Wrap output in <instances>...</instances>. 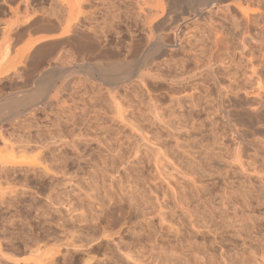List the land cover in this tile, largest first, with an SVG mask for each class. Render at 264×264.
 I'll return each mask as SVG.
<instances>
[{"label": "rangeland", "instance_id": "1", "mask_svg": "<svg viewBox=\"0 0 264 264\" xmlns=\"http://www.w3.org/2000/svg\"><path fill=\"white\" fill-rule=\"evenodd\" d=\"M244 1L263 13L251 30L225 8L212 6L204 19L185 15L179 21L187 54L159 57L144 67V47L134 55L129 51L138 69L115 93L122 111L110 102L100 75L82 72L64 91L71 106L40 103L5 123L6 142L16 150L19 144L39 148L13 156L17 151L9 152L0 140V158H11L0 161L33 152L28 162H43L46 169L0 171V264H34L39 247L60 249L58 264L85 258L110 264H264V115L253 119L248 113L261 110L264 0ZM37 2L56 10L54 2ZM133 4L107 0L98 6L99 27L124 23L140 33ZM0 7L2 60L10 48L0 61V100L33 89L53 67L101 59L77 55L59 41L40 64L27 59L22 67L20 52L30 38L21 28L10 32L22 11L14 17L4 0ZM218 32L231 43L215 57ZM124 37L130 40L127 29ZM245 40L253 43L254 57L242 52ZM118 53L116 59L127 54ZM251 61L259 65L261 82ZM141 68L148 82L141 81ZM24 160L22 167H28Z\"/></svg>", "mask_w": 264, "mask_h": 264}, {"label": "bare ground", "instance_id": "2", "mask_svg": "<svg viewBox=\"0 0 264 264\" xmlns=\"http://www.w3.org/2000/svg\"><path fill=\"white\" fill-rule=\"evenodd\" d=\"M13 1L14 0H4V5L9 6V10L12 12V14L13 15L15 14L14 17H16L17 14H18L17 16H20L19 13L20 11H22L23 18L21 16L20 19L15 18L17 21H14V23H12L11 26L12 29L11 31L10 30L9 31L13 32L17 28H21L20 32L26 34L30 38L27 47L20 52V57L21 58L23 57L24 60L19 58L20 59L19 63L24 64L22 63V61L24 62V61H28L27 59H31L34 64L37 63L40 64L42 58L45 55L44 53L46 49L52 47L53 44L59 41L63 43L67 42L68 44H70V46L73 48V51L77 55L83 54L84 57L91 56V57H98L101 59H99L94 63H86L83 61V62H73L72 64L67 65L65 67L64 66L53 67L52 69L47 70L45 74H43L41 79L38 80V83H36V87H34L33 89L31 88H30L31 90L26 89L25 91L20 90L23 91V94H20V92H18L19 94H17V92L15 94L13 92L14 93L13 95L5 97L0 100V140L4 141V145H6L5 147H7L9 152L11 150L12 153L17 150L18 151L19 150L21 151L22 149L24 150V148H25L24 151H27L28 149L29 150L33 149L34 152L35 146L29 142L33 148L31 147L32 149L28 148L26 150V148L28 147L26 144L25 145L19 144L16 150V148H14L15 144L12 145L9 144V142H6L8 140L7 139L8 136L4 135V131H5L4 125H6L5 123L8 121L9 123H11L10 120H13L14 118H18L23 111L33 110L35 106L40 105V103H43L45 105L56 104L60 106H71L73 100L67 95H65L64 91L66 89L68 90L71 87V85L77 78L76 75H79L80 73L83 72L87 74V75L84 74L85 76H90L94 79H97L94 77L95 74L100 75V76L97 75L98 77H100V80L102 79L104 82L107 83L108 87L106 88L111 95V98H109V100L111 99L110 102L114 105V108L116 106V109L119 108L120 109L119 111H122L123 109L121 105L123 103V100L122 98L117 97L119 95H116L117 93L121 94L122 92L120 91L118 92L117 90L118 88H120L119 84L125 81L128 77H130L135 71L136 68L135 66H133L129 57H132V55H134L135 52L141 48L140 46L144 47L142 55L143 56L145 55L144 58L145 61H143L145 63H143L144 64L143 66L146 67L150 65V63L152 64L159 57H163L166 55L175 56L177 53L187 54V50L185 49L183 35H182L184 31L179 23V21L181 20L184 21L186 16L193 17L195 20L204 19L208 14V8L212 6L213 7L221 6L228 11V13L230 14L229 16H231L232 20H236L237 18L238 19L240 18V20L246 26L247 30H251V26H252L251 24H253V22L255 23L256 19L258 20V18L262 17L263 15V13L258 7L255 8L251 2L249 1L247 2L244 0H228L229 2H227V4L226 3L224 4L225 0H133L134 2L133 9L136 11L138 22H140L142 26L141 29L142 31L138 33L136 32V30L131 31V29L129 27H126L124 23L112 26V28L109 30H105L99 27L96 18V13H97L96 8L98 6L105 5L107 0H48L51 4L52 2L56 4V10H51V11H47L41 8L37 0H22L21 4L19 3L16 6L11 5V2ZM0 11L3 13L5 11L4 7H0ZM126 29L127 31L130 32V40L127 41L125 40L124 37V31ZM250 38L251 37H249V39ZM244 42H245L243 43L244 47L240 45L241 43L240 44L235 43L233 47L236 49L242 47L244 48L242 52L244 53L245 56L254 57L251 51V45L253 43L250 42L252 43L250 45V43L246 42V40ZM260 42H264V41L260 40ZM45 43H47V46H43ZM227 43H231L228 36H225V34L222 35L221 32L216 33L215 45L217 47V51L214 53L215 57L220 56L219 51L225 48ZM245 46H249V47L246 49ZM8 49L10 50V48ZM8 49L5 48L4 52L5 51L6 52L2 53L5 54L4 56L2 55L3 56L2 58L4 60H2L0 57V61L1 60L5 61V59L8 58L7 56L9 55L7 51ZM122 50L127 53L125 54V56H123L125 58L116 59V57H122L118 53V52H122ZM131 50H133L132 55L128 53ZM15 65L16 64H14L13 66ZM250 65L252 67V72L256 75L258 74L257 75L259 79L258 81H260L261 73L259 72V68H258L259 65L255 61H251ZM24 66L25 64L22 67ZM142 71L144 70L142 69ZM2 72L3 70L0 72V76L1 74H3ZM148 76L149 75L145 71L141 72V81L148 82L149 79ZM135 78L137 77L135 76ZM260 87L258 88L259 91L257 90L258 91L257 95L261 101L259 102L261 110L259 111L256 110L255 112L253 110L252 112L247 111L253 119H258L260 115H264L263 114L264 88L262 89ZM121 96L123 97V95ZM108 97L110 96L108 95ZM247 112L246 114H248ZM5 133H7V131H5ZM12 140L10 141L13 143L14 139ZM16 140L17 139H15L16 143H21L20 142L21 139L17 140L19 142H17ZM23 142L25 141L23 140ZM36 148H39V145L38 147L36 146ZM38 150H41V148ZM18 151L17 154L14 153L13 156L21 154V152L18 153ZM27 152L29 153L30 151ZM0 153L2 154V151H0ZM23 154H26V152H24ZM31 154L28 155L30 156ZM40 154L42 155V153ZM40 154L38 153L39 156ZM26 155L23 156L27 160V163H29L28 159L30 160L32 156L28 157V155L27 156ZM1 156L2 157L0 158V160L2 158H10L9 156L7 157L6 155L5 157H3L4 155ZM18 156L16 157L18 158ZM23 156H21V158L19 157V159L16 158L15 161L14 159L2 160L3 162L0 161L3 163L2 165H0V171L29 172L32 169L33 170L46 169V166L44 165L43 162L42 164H40L42 167H39L40 166L39 163L41 162H37L35 160H33L32 163L37 162L39 166H37L36 163H35L36 165L34 164L32 165V163H29L28 167L25 166L22 167L23 165L20 162L24 160ZM39 156H37V154L34 155V157H37L36 159H39L40 158ZM26 160H24L22 163L23 164L24 162L26 163ZM31 161L32 159L30 160V162ZM19 164L21 166H19ZM71 244L73 247L72 250H74V252L79 251V249L77 250L78 248L77 246H75L73 243ZM48 248L49 249L47 250H41L42 252L39 250L41 249L40 247L39 249L37 248V250H34L35 254L33 255L34 257L32 256L31 258V260L33 259L32 262L34 264H58V259L61 258L59 257L61 250L58 248L56 249V247L55 248L48 247ZM85 259L84 260L80 259L79 261L76 262L78 264H110L108 261L106 262L103 261L101 263H95V262L93 263L89 261V259L88 260Z\"/></svg>", "mask_w": 264, "mask_h": 264}]
</instances>
